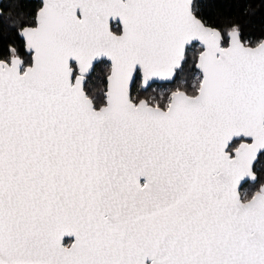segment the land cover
<instances>
[{"label": "snow or ice", "instance_id": "6c2138e0", "mask_svg": "<svg viewBox=\"0 0 264 264\" xmlns=\"http://www.w3.org/2000/svg\"><path fill=\"white\" fill-rule=\"evenodd\" d=\"M206 3L0 6V264H264V30Z\"/></svg>", "mask_w": 264, "mask_h": 264}, {"label": "trees", "instance_id": "16d2710c", "mask_svg": "<svg viewBox=\"0 0 264 264\" xmlns=\"http://www.w3.org/2000/svg\"><path fill=\"white\" fill-rule=\"evenodd\" d=\"M10 2L12 0H2L0 6ZM249 3L255 11L249 16L241 17V21L245 25L246 32L253 33L258 37L264 30V5L261 4L260 0H207L204 9L205 18L209 21H216L218 18L236 17L239 9L246 7ZM3 10L6 15L7 9ZM153 87L169 88L170 85L158 83L154 84Z\"/></svg>", "mask_w": 264, "mask_h": 264}, {"label": "rangeland", "instance_id": "374dc122", "mask_svg": "<svg viewBox=\"0 0 264 264\" xmlns=\"http://www.w3.org/2000/svg\"><path fill=\"white\" fill-rule=\"evenodd\" d=\"M154 88H156L158 92L161 90L167 89V88H159V87H154Z\"/></svg>", "mask_w": 264, "mask_h": 264}, {"label": "water", "instance_id": "95a60500", "mask_svg": "<svg viewBox=\"0 0 264 264\" xmlns=\"http://www.w3.org/2000/svg\"><path fill=\"white\" fill-rule=\"evenodd\" d=\"M2 2V0H0V3ZM160 83H163V82H160Z\"/></svg>", "mask_w": 264, "mask_h": 264}, {"label": "flooded vegetation", "instance_id": "af4514ba", "mask_svg": "<svg viewBox=\"0 0 264 264\" xmlns=\"http://www.w3.org/2000/svg\"><path fill=\"white\" fill-rule=\"evenodd\" d=\"M160 84H164V83H160Z\"/></svg>", "mask_w": 264, "mask_h": 264}]
</instances>
